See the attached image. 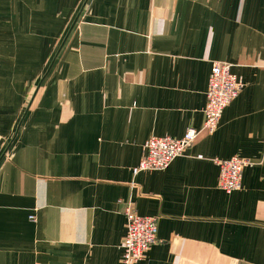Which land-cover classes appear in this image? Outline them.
<instances>
[{
	"label": "crops",
	"instance_id": "1",
	"mask_svg": "<svg viewBox=\"0 0 264 264\" xmlns=\"http://www.w3.org/2000/svg\"><path fill=\"white\" fill-rule=\"evenodd\" d=\"M0 60V264H123L129 203L158 221L138 264H264V0H0ZM216 61L245 86L210 133ZM234 155L252 164L227 193Z\"/></svg>",
	"mask_w": 264,
	"mask_h": 264
},
{
	"label": "built area",
	"instance_id": "2",
	"mask_svg": "<svg viewBox=\"0 0 264 264\" xmlns=\"http://www.w3.org/2000/svg\"><path fill=\"white\" fill-rule=\"evenodd\" d=\"M245 83L232 71V64L216 61L213 64L207 89L205 123L203 129L214 132L218 127L226 107L236 99ZM200 129L190 127L181 137L170 135L151 136L144 143V156L134 168L143 170L164 169L194 143ZM220 168L219 186L227 193L240 189L243 171L251 165L249 158L234 155L229 158H215ZM127 233L123 242V264H138L148 248L157 240L158 221L153 216L137 213L132 203L125 208Z\"/></svg>",
	"mask_w": 264,
	"mask_h": 264
},
{
	"label": "rangeland",
	"instance_id": "3",
	"mask_svg": "<svg viewBox=\"0 0 264 264\" xmlns=\"http://www.w3.org/2000/svg\"><path fill=\"white\" fill-rule=\"evenodd\" d=\"M12 63L11 61H5V60H0V68H11L12 67ZM22 62H15L14 67L15 68H22Z\"/></svg>",
	"mask_w": 264,
	"mask_h": 264
},
{
	"label": "water",
	"instance_id": "4",
	"mask_svg": "<svg viewBox=\"0 0 264 264\" xmlns=\"http://www.w3.org/2000/svg\"><path fill=\"white\" fill-rule=\"evenodd\" d=\"M4 155V154H3Z\"/></svg>",
	"mask_w": 264,
	"mask_h": 264
}]
</instances>
